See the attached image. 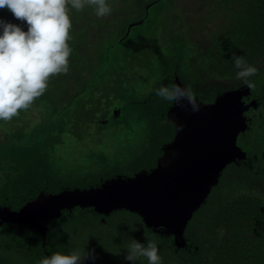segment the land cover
<instances>
[{"label": "trees", "instance_id": "obj_1", "mask_svg": "<svg viewBox=\"0 0 264 264\" xmlns=\"http://www.w3.org/2000/svg\"><path fill=\"white\" fill-rule=\"evenodd\" d=\"M189 3L0 0V210L148 180L181 88L208 106L243 88L255 100L234 134L243 155L179 232L120 200L59 207L44 232L0 217V264H264V0Z\"/></svg>", "mask_w": 264, "mask_h": 264}, {"label": "water", "instance_id": "obj_2", "mask_svg": "<svg viewBox=\"0 0 264 264\" xmlns=\"http://www.w3.org/2000/svg\"><path fill=\"white\" fill-rule=\"evenodd\" d=\"M140 21L132 22L128 26L127 33H129L130 28L134 25L139 23ZM189 117L193 121L191 126L189 125L185 130L182 136L178 137V133L176 135V141H174L171 144H168L167 147H165V151L169 150H176L177 155L174 156V158L171 159V163L169 165L170 168L162 167L160 166L157 169V172L152 174L148 180L139 177L134 182H131L129 184L121 185L119 184L118 187L110 192H105V195H95V196H68L65 198H55L51 203H41V204H35L24 207L21 212H13L8 209L0 210V217L11 219L13 221H30L36 226L39 227L43 232L47 228V222H46V215L51 214L54 210H56L59 207L62 206H75L77 204H84V203H91L98 205V207H101L100 205H103L102 203H105L106 205H112L114 203L119 202V200H125L126 204H128L132 209L137 210L140 212L146 221L151 220L154 221L153 216L149 217L147 215V212L151 211L154 215V217H160L161 215L167 216L168 214H165L164 212L173 213L175 210H179L182 203L188 204L189 200L192 201L191 206H188V211L185 216H183L179 222V230L183 223H186L188 218L191 216L190 212L199 204L201 203L205 195L210 189V186L216 181L217 174L219 170L222 168V166L225 165V163L229 160L222 161L221 165L218 169H215V180L213 182L208 183V174L203 173L207 175V179L203 184H197L195 181L192 182L188 176H191L194 171L200 169V167L197 168L198 165H201V161L206 158L198 157L196 151L194 150L195 145L198 144V142L210 135V128L212 123L210 122V116L213 114L210 111H206V114H195L192 111H188ZM215 116V115H214ZM186 122V121H185ZM224 132V131H223ZM213 134V136H212ZM211 138L209 141H211L214 138V135L216 133L212 132ZM233 137V144L235 140V135ZM205 144L208 143L205 140H203ZM210 143V142H209ZM208 145V144H207ZM231 148V147H230ZM229 148V149H230ZM187 151V154L189 155L186 161L183 165L179 164L177 158L182 155V153ZM219 150V148H212V151H210V154H208V158H214L215 155L221 154V151H213V150ZM228 149V150H229ZM211 160V159H210ZM203 162V161H202ZM207 168V166H204ZM197 168V169H195ZM205 171V170H204ZM157 177V178H156ZM187 177V178H185ZM156 181L157 184H150V186H145L146 183L150 181ZM185 182L187 184V191L184 192L179 188V185H182ZM143 185V186H142ZM154 185V186H153ZM205 189L203 192V195L201 196L199 193V189ZM195 189V198L190 199V195ZM201 193V192H200ZM197 198V199H196ZM128 199V200H127ZM178 199V201H176ZM196 199V200H195ZM106 200H113V202L109 203ZM108 203V204H107ZM153 210V211H152ZM164 213V214H163ZM173 213V215L175 214ZM149 222V221H148ZM147 222V223H148ZM155 223V222H154ZM149 224V223H148ZM154 226H158V223H155ZM178 229V228H177ZM175 230L174 232H179L178 230Z\"/></svg>", "mask_w": 264, "mask_h": 264}, {"label": "rangeland", "instance_id": "obj_3", "mask_svg": "<svg viewBox=\"0 0 264 264\" xmlns=\"http://www.w3.org/2000/svg\"><path fill=\"white\" fill-rule=\"evenodd\" d=\"M188 1L191 2V4L189 3L190 5H187L189 10H191L193 8L196 10L197 4H200V3H198V0H179L180 4H182V3L185 4ZM53 9H58V8L55 6V7H53ZM126 16H128V15H126ZM122 22H123V20H122ZM210 30H211V27H208L206 25V29H205L204 32H206L207 38L210 35ZM96 33H97V31H96ZM204 42H205V44H207L209 42V40H205ZM247 92H248V88H243V89H239L238 91H233V92L231 91V92H228V93L224 94L222 96L223 100L225 102L231 101L232 102L231 106L229 108H227L226 110L223 109L224 111L223 110L220 111V112L223 111L221 113V116H222L221 118L220 117H215L214 116L215 114H212L209 117L210 118V122L212 123V125L214 127L211 126L210 131H209L210 135H208L207 137L201 139L198 142V144L195 145V147H194V150L196 151L198 157H200V158L203 157L204 158V156H205L206 158H204L202 160L203 162L202 161L200 162L201 165L197 166V168L200 167L199 171L196 170V171L193 172V174L191 176H188L190 178V180H192V182L195 181L197 184H203L206 181V179H207V175H205L203 173L207 172L208 177H209L208 178V183H207V185H208L209 182H213L215 180V177H214L215 169L219 168V166L221 165L222 161L231 160V159H237V158L242 156L240 153L237 152V150H235L234 144L232 143L233 142L232 141L233 140L232 136L241 127H244V128H248L249 127L248 123L246 124L244 119H246L247 116L249 115V113H250L249 111L252 109L251 108L249 110V107L252 105L251 103L255 102V100H252L249 103H245L242 100V98H243L244 95L247 94ZM209 110L210 109L206 110L205 108H199L198 112L200 114H206V111H209ZM217 110H220V108H218ZM40 112L42 113L41 109L38 108V107H35L29 113V115L27 117V120L28 119H30V120L31 119H35V121H31L30 122L31 124H34L37 120H39L38 119V115L40 114ZM187 117H188L187 121H186V117L182 118L183 124L179 125V127L177 128L178 137L182 136V134L184 133V130L189 125L191 126V124L193 123L191 118L189 116H187ZM225 129H227V131L229 133H231L232 135H230L229 133L225 132ZM223 131L228 136L223 135L224 134ZM212 132L216 133V135H214V138L211 141H209V139L211 138ZM212 136H213V134H212ZM203 140H205L206 142L208 141V143H207L208 145L205 144V142ZM212 148L213 149L214 148H219L220 151H221V154L215 155L214 158H208L209 157L208 154H210V151H212ZM213 151L216 152V151H219V150L217 149V150H213ZM175 155H177V151L176 150H171L169 148V150H167L166 153L164 154V158L172 157V156H173L172 158H174ZM188 156L189 155L187 154V151L185 149V151L182 153V155H180L177 158L176 161H178L179 164L183 165L184 162L186 161V159L188 158ZM169 162H170V160L165 159L163 161V166L162 167L169 166V164H168ZM204 166H207V168L204 167ZM197 168H195V169H197ZM185 178H187V177H185ZM155 182L156 181L152 180V181L146 183L145 186H150V184H154L155 185V184L158 183V182L157 183H155ZM186 185L187 184H185V182H184L182 185H179L178 187L181 188V190H183V191L185 190L184 192H186L188 190ZM204 191H205V189L203 187V189H199V192H197V194L199 193L202 196ZM195 197H196V195H195V189H194L193 192L190 195V199L195 198ZM106 201L109 202V203L113 202V200H110V201L106 200ZM120 201L126 203L125 200H120ZM176 201H178V199H176ZM191 203H192L191 200H189L188 204H185V203L181 202L182 205L180 206L179 210L176 211V213H175V210H174V212H173V213H175L174 215H173V213H171V211H170V213H168L166 211L164 213L168 214L167 216L161 215L160 217H154V215L152 213H150L151 211L150 212L148 211L147 215H149V217L153 216L154 221L151 222V220H148L149 222L148 221L147 222L150 225H152V226H154L155 223H158V226H161V228H160L161 230H164L163 227H165L169 231H175L177 228H178L177 230L179 231V222H180L181 218L187 214L188 206H191ZM102 204H104V203H102ZM96 206L98 207V205H96Z\"/></svg>", "mask_w": 264, "mask_h": 264}, {"label": "clouds", "instance_id": "obj_4", "mask_svg": "<svg viewBox=\"0 0 264 264\" xmlns=\"http://www.w3.org/2000/svg\"><path fill=\"white\" fill-rule=\"evenodd\" d=\"M182 88L179 90V94L177 96V100L180 104V109H175L174 111H170L169 112V116L173 117L174 116H179L180 117V122L178 124H181L182 122V118L186 117V121L188 119L187 116H189V112L188 111H192L193 113H197L199 114L198 112V109L199 108H205L206 110L210 109L209 111L213 114H215V117H222L221 116V113L226 110L227 108H229L232 104L231 101H227L225 102L223 100V97H219L217 98V100L212 104V105H202L201 102L199 101H195L194 99L190 98V97H182ZM221 106V107H220ZM218 108H220V110H217ZM224 109V110H223ZM221 110H223L222 112H220ZM191 116V115H190ZM183 123V122H182ZM178 133V131H177ZM236 140H234V147H235V150H237V152L239 153L241 150L240 148L236 145L235 143ZM241 154V153H240ZM243 155V154H241ZM164 157V156H163Z\"/></svg>", "mask_w": 264, "mask_h": 264}, {"label": "flooded vegetation", "instance_id": "obj_5", "mask_svg": "<svg viewBox=\"0 0 264 264\" xmlns=\"http://www.w3.org/2000/svg\"><path fill=\"white\" fill-rule=\"evenodd\" d=\"M181 124H183L182 122H181ZM181 124H178V122L176 123V125L179 127V125H181ZM177 127V128H178ZM173 157V156H172ZM172 157H166L165 159H167V160H170L171 161V159H172ZM170 163V162H169ZM168 163V164H169ZM171 166L169 165L168 167H166V168H170Z\"/></svg>", "mask_w": 264, "mask_h": 264}]
</instances>
